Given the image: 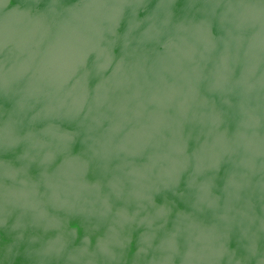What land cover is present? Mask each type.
Listing matches in <instances>:
<instances>
[{
    "label": "water",
    "instance_id": "1",
    "mask_svg": "<svg viewBox=\"0 0 264 264\" xmlns=\"http://www.w3.org/2000/svg\"><path fill=\"white\" fill-rule=\"evenodd\" d=\"M0 264H264V0H0Z\"/></svg>",
    "mask_w": 264,
    "mask_h": 264
}]
</instances>
